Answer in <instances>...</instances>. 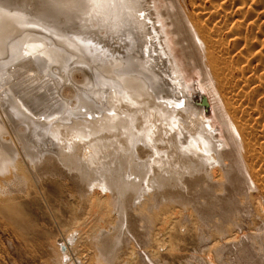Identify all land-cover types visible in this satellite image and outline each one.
Masks as SVG:
<instances>
[{
    "label": "bare ground",
    "instance_id": "obj_1",
    "mask_svg": "<svg viewBox=\"0 0 264 264\" xmlns=\"http://www.w3.org/2000/svg\"><path fill=\"white\" fill-rule=\"evenodd\" d=\"M31 1L0 0V211L10 212L11 217L21 215L15 194L29 192L20 185L36 189L38 175L63 173L64 168L88 200L97 201L102 215L112 207L117 211V235L99 239L100 234V255L94 253L89 261L109 264L122 233L128 229L129 207L143 215L147 201L176 197L177 189L181 192L188 185H199L209 171L214 174L224 166L229 167V173H242L238 148L245 146L255 156V145L264 147L263 140L250 143L254 137L250 138V123L243 129L245 123L241 121L248 111L264 125L258 99L249 98L246 85L247 89L237 91L228 86L225 64L211 51L217 43L213 36L216 24L205 23L212 17L214 23L221 24V13L216 16L201 5L195 9L202 19L196 13L183 14L179 19L173 13V0H42L38 7ZM242 34L232 31L229 38L238 47L237 53L244 55L248 46ZM176 50L184 52L191 69H199L200 84L185 78V62ZM195 52L200 65L194 61ZM253 52V57L264 63L263 50L255 48ZM76 63L86 66L82 80L67 71ZM261 71L263 76L257 80L264 86ZM243 78L245 81L247 77ZM65 84H69L66 90L62 89ZM199 87L208 99L199 97ZM192 90L198 92L197 99H192ZM260 94L259 98H264V91ZM210 104L225 133L216 134L215 122L205 118ZM21 130L28 133L23 136ZM260 138H264L263 132ZM261 172L253 170L256 177L264 176ZM222 173L219 178L216 172L217 179H223ZM233 179L236 181V176ZM134 201L138 205L133 208ZM12 219L20 220L18 224L27 230L32 227L25 217ZM70 231L54 244L55 249L52 246L57 264H73L69 249L76 241Z\"/></svg>",
    "mask_w": 264,
    "mask_h": 264
},
{
    "label": "rangeland",
    "instance_id": "obj_2",
    "mask_svg": "<svg viewBox=\"0 0 264 264\" xmlns=\"http://www.w3.org/2000/svg\"><path fill=\"white\" fill-rule=\"evenodd\" d=\"M41 1L42 0H32L31 4H33L32 6L34 7H38ZM173 1L176 4L173 13L175 12L179 19L183 14H197L195 6H203L202 8L213 12L216 16L221 13L219 16L221 24L214 23L212 17L207 18V23H205L209 26L216 24L213 29L214 32H212L217 43L213 44L211 51L220 62H224L225 64L223 66L226 68L225 73L227 74L228 86L232 87L234 91L248 88V90L245 91L249 95V98L256 97L258 99L256 100L257 107L263 110L264 113V98H259L263 95L260 93L264 91V86L260 85L259 80H257L261 79L263 73L260 72L264 70L259 64H263L262 67L264 68V63L258 62L253 57L255 48L258 50L261 49L264 52V0H236L237 2L235 0ZM169 13H171L170 10ZM198 15L199 18L202 19V15L197 14V16ZM245 15H247L246 19ZM193 18H195V16H193ZM244 21H246L244 23L245 27L242 25ZM234 27L237 32H243L242 36H245H243L244 41L246 40L248 47L243 53L244 55H242V53H237L238 47L235 45V42L229 38L232 31L236 32V30L234 31V29H232ZM95 29L97 30L96 25ZM99 32H104L103 27L100 28ZM107 36L108 34L104 35L105 38H107ZM174 37L177 38L176 35H174L173 38ZM249 43L253 44V46L258 44V46H254L255 48L253 49V46L249 45ZM184 44H186V42ZM172 45L174 48L178 47L175 44ZM227 49L230 52H227ZM177 52L179 53L177 54ZM180 52L182 51L176 50V55L183 63L185 62L183 64L185 68L183 69L185 78L189 79L190 83H199L201 81L200 71H197L199 69H197V67L191 69L192 67H190L189 62L186 60L184 52ZM202 52H204V50H202ZM225 52H227V54ZM246 52L250 54L248 55L247 53V56ZM195 54L194 61L197 65H200V58L197 59L198 55L196 52ZM238 56L242 59L238 58ZM251 56L255 60L252 59ZM245 57H249L248 60L247 58L244 59ZM204 59L206 60L203 56L202 63L205 62ZM249 60H252L250 64ZM239 62L242 63L240 64ZM243 62L246 63V65L243 64ZM236 63L238 64L236 65ZM78 64H80V66L77 65V63L71 65L73 67L69 66L67 71H70V76L76 75L75 77H79L78 79L82 80L83 76L81 74L84 73L82 69L86 70V66L82 63ZM72 68H80L81 71L80 69H78V71L75 69L76 72H71ZM205 68L209 71L208 67ZM227 70H229V72ZM61 74L63 75L64 72ZM241 75L245 78L247 77V81L246 79L242 81L244 78L241 77ZM71 81L72 80H70V82ZM73 82V84L77 85L75 81ZM68 85L69 84H65L62 89L66 90ZM245 85L247 88L244 87ZM258 87H263V89ZM199 92L201 93L199 97L205 96L208 99V94L204 89L203 91L200 89ZM1 94L2 93H0V99L3 96ZM59 94H61V92H59ZM192 94H194L192 95L193 100L198 98V92L194 91ZM247 113L248 111H246V115H244L241 121L245 123V126L242 124L243 129H247L246 126L250 125L249 131H251L250 133L252 134L250 138L254 136L250 140V143H254L255 140H263L264 143V138H260L262 137V132L264 133V125L261 123L262 119L255 118V120L253 113H248L249 115H247ZM215 114L216 111L212 109L210 104L209 111L206 113L205 118L212 119L215 122V127L217 128L215 131L216 134L219 132L225 133L223 124L220 123L221 121L217 117L215 118ZM251 116H253V119ZM247 120H249V122ZM252 120L253 122H251ZM260 128L262 130H260ZM24 132L28 133L27 130H21L23 136L26 135ZM46 137L51 138V135L46 134ZM30 139L33 138L30 137ZM255 146L257 148L255 156L249 154L245 146L241 148L237 147L238 154H235L238 158L237 161L239 162L242 173L235 174V171L229 173V167L224 166L222 167L223 169H220V172L218 170L216 171L217 174L219 172V178H221L220 174L224 171V173H222V175L224 174L222 176L223 179H217L218 176L216 172L212 174V171H209L211 173L206 174L207 177H202L199 185H188V187L181 192L177 189L179 195L172 197L173 199L157 196L158 198H153L150 200L151 202L147 201V209L143 212V215L142 212L130 210L132 207H129L127 222L130 219L134 220H130L127 223V228L129 230L126 229L125 232L122 231L124 233L121 235L120 244L116 250L117 253L115 252L117 256L114 255V259H112L109 264H264V176L260 175L256 177L253 174L254 168L259 169L260 172L262 171L261 174H264V147L258 148V144ZM228 163L230 164V162ZM62 171L63 173L52 171V173L49 172L51 174L44 173L40 174V176L38 175L35 184V188L36 186L38 188L36 189H34V187L29 189L30 187L28 188L25 184L20 185L21 189L25 191L28 190L29 192L27 195L25 192L15 194L18 202L17 204L20 206L21 215L19 213L18 216L13 215V217H11L10 212L0 211V264H57L55 253H53L56 252L53 250V247L55 249L54 244L60 242L67 233H71L69 230H72L74 234L73 237L76 241L74 246L72 245L73 247L71 246L69 249L71 253V255L69 253L71 256L69 257L73 259L71 262L73 264H89L90 258L93 257L94 253L100 255V251L97 250V247L100 246L97 237L100 234L101 237H98L99 239L103 236L107 238L111 236V238H113L112 236L117 235V230L115 231L116 226H114V224H117L118 219H116V217H118L116 209L113 207L110 209L107 208L108 210L106 211L108 212L102 215L101 207L98 205L97 201L95 200L94 203L90 202L85 191L80 190L75 181L71 179L70 173H66L64 168ZM208 175L210 176L208 177ZM212 175L215 177H211ZM249 175L254 180V184L251 183ZM234 176H236V181L233 179ZM7 188L8 187H5V191L8 190ZM35 190H37V192ZM162 202L166 203L163 204ZM137 205V202L135 203L134 201V205L132 206L134 208ZM166 207L167 209H165ZM160 209L164 211L160 212ZM167 211L169 213H166ZM24 217L30 222L28 226H32L31 229L27 230L26 227H21V224H18L21 222L20 220L12 219ZM134 233L136 235H132ZM157 239L160 240L157 241ZM62 249L64 250V246L61 247V250ZM67 259L69 260V258Z\"/></svg>",
    "mask_w": 264,
    "mask_h": 264
},
{
    "label": "water",
    "instance_id": "obj_3",
    "mask_svg": "<svg viewBox=\"0 0 264 264\" xmlns=\"http://www.w3.org/2000/svg\"><path fill=\"white\" fill-rule=\"evenodd\" d=\"M203 102L206 105V98L205 97H203Z\"/></svg>",
    "mask_w": 264,
    "mask_h": 264
}]
</instances>
